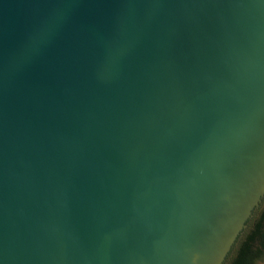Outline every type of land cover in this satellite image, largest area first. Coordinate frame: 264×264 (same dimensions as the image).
Masks as SVG:
<instances>
[{"label": "water", "instance_id": "water-1", "mask_svg": "<svg viewBox=\"0 0 264 264\" xmlns=\"http://www.w3.org/2000/svg\"><path fill=\"white\" fill-rule=\"evenodd\" d=\"M263 200L264 0H0V264H224Z\"/></svg>", "mask_w": 264, "mask_h": 264}, {"label": "trees", "instance_id": "trees-1", "mask_svg": "<svg viewBox=\"0 0 264 264\" xmlns=\"http://www.w3.org/2000/svg\"><path fill=\"white\" fill-rule=\"evenodd\" d=\"M264 261V200L248 221L224 264H259Z\"/></svg>", "mask_w": 264, "mask_h": 264}]
</instances>
